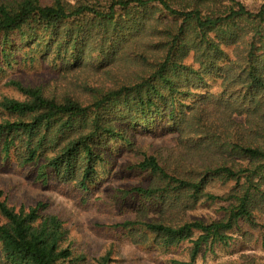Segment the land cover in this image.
I'll list each match as a JSON object with an SVG mask.
<instances>
[{"label":"trees","instance_id":"1","mask_svg":"<svg viewBox=\"0 0 264 264\" xmlns=\"http://www.w3.org/2000/svg\"><path fill=\"white\" fill-rule=\"evenodd\" d=\"M145 131L179 146L141 150ZM0 149L86 191L116 168L141 172L148 182L115 195L162 208L117 227L186 253L174 264L264 229V0H0ZM209 203L214 216L191 215ZM0 245L5 264L115 262L113 247L74 246L47 203L18 208L2 188Z\"/></svg>","mask_w":264,"mask_h":264},{"label":"rangeland","instance_id":"2","mask_svg":"<svg viewBox=\"0 0 264 264\" xmlns=\"http://www.w3.org/2000/svg\"><path fill=\"white\" fill-rule=\"evenodd\" d=\"M245 3L262 0H241ZM168 140L155 136L147 131L137 136L141 150L150 144L155 148L175 150L179 146L176 137ZM177 149V148H176ZM167 150V149H166ZM165 150V151H166ZM130 150L123 148L119 159L126 163ZM117 170V168L115 169ZM112 171L102 177L90 190L81 189L74 183H68L55 174H50L47 182L40 179L39 166L21 167L10 159H5L0 149V188L4 190L5 198L12 206L37 205L43 201L49 205V211L59 215L70 231L71 240L79 250L89 257H98L113 247L115 251L114 264H174L173 257L188 260L186 253L171 252L159 254L138 247L126 236L122 227H117L125 219L143 217L141 212H147L148 218L159 214L158 207L147 200L129 195H115L117 188H131L134 184L148 182L141 172L133 170ZM116 189V190H115ZM218 190H223L219 188ZM218 206L201 204L191 212L193 216H214ZM179 210L168 211L167 215H177ZM264 221V217L259 222ZM234 238L227 248H218L215 253H203L196 264H217L219 262H244L264 260V229H255L245 225L243 230L231 233ZM5 256L0 245V264H5Z\"/></svg>","mask_w":264,"mask_h":264}]
</instances>
